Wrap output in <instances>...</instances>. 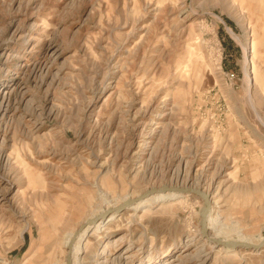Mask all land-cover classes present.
I'll use <instances>...</instances> for the list:
<instances>
[{
  "label": "rangeland",
  "instance_id": "rangeland-1",
  "mask_svg": "<svg viewBox=\"0 0 264 264\" xmlns=\"http://www.w3.org/2000/svg\"><path fill=\"white\" fill-rule=\"evenodd\" d=\"M68 257L264 264V0H0V264Z\"/></svg>",
  "mask_w": 264,
  "mask_h": 264
},
{
  "label": "bare ground",
  "instance_id": "bare-ground-1",
  "mask_svg": "<svg viewBox=\"0 0 264 264\" xmlns=\"http://www.w3.org/2000/svg\"><path fill=\"white\" fill-rule=\"evenodd\" d=\"M251 47H246L245 50H249ZM176 189V188H175ZM175 189H172V188H166L164 190L160 189V190H151V191H148L146 194H144L143 196L139 197V199H136L134 201H128V199L122 201L121 205L118 206L117 208L115 209H111L109 210V208H107L105 211H103V213L100 215V217H96V218H93L92 220H90L89 222H87L86 226L87 225H95L97 223H99L100 221H104L106 220L112 213H120L119 212V209L122 208V207H125L127 208L128 206L132 205L133 203L135 202H138V201H143L145 198H148L149 196L151 195H155V194H162L164 192H168V191H175L177 193H184V192H180V191H177ZM101 191V190H100ZM131 199V198H130ZM204 202H205V207L203 208V212H202V216H201V229H202V232L205 233V231L207 230L206 229V219L208 217V213H209V210H210V205H211V200L210 202L208 201L207 197L205 199H203ZM128 201V202H127ZM120 204V203H119ZM104 225L106 224H109L108 221H106L105 223H103ZM85 228V226H82L79 230L78 233H80L83 229ZM74 242V239H71L70 241V244H69V247H71V245L73 244ZM110 242V241H109ZM225 246L227 247H231V248H234L236 246H240V244H237V243H233V242H230V243H225L224 244ZM108 245H106V248H107ZM246 247H249V245H247ZM96 261V260H95ZM67 264H70V259L69 257L67 258ZM96 264V263H95Z\"/></svg>",
  "mask_w": 264,
  "mask_h": 264
},
{
  "label": "water",
  "instance_id": "water-1",
  "mask_svg": "<svg viewBox=\"0 0 264 264\" xmlns=\"http://www.w3.org/2000/svg\"><path fill=\"white\" fill-rule=\"evenodd\" d=\"M160 189L164 190L165 187H161ZM153 190H155V189H153ZM175 190L184 191V192H191V193H194V194L198 195L202 199H205L207 197L205 194H203L201 191H199L197 189L176 188ZM202 212H203V208L200 209V212H199L200 213V217L202 216ZM200 222H201V220H200Z\"/></svg>",
  "mask_w": 264,
  "mask_h": 264
}]
</instances>
